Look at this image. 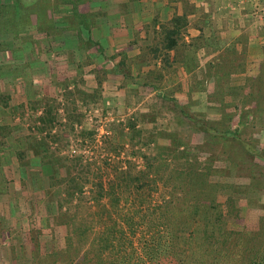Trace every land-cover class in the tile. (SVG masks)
Masks as SVG:
<instances>
[{"label": "rangeland", "instance_id": "1", "mask_svg": "<svg viewBox=\"0 0 264 264\" xmlns=\"http://www.w3.org/2000/svg\"><path fill=\"white\" fill-rule=\"evenodd\" d=\"M101 1L0 0V125H8L0 133L20 139L22 146L32 141L31 136L36 142L44 138L48 150L80 157V164L102 162L99 172L105 183H116L119 171L125 169L124 180L132 194L116 191L120 207L124 197H135V202L140 197L142 205H155L169 199L185 181L198 177L203 182L202 191L218 188L222 212L226 196L236 198L239 219H227V229H258L262 225L258 219L264 215V61L259 64L261 74H242L239 67L244 57L238 55L234 43L215 39L210 42L212 55L208 52L198 58L196 72H186L189 67L180 65L186 88L177 83L180 87L159 92L154 85L159 74L149 66L164 60L160 53L153 54L165 42L154 39L148 45L153 44L156 50L150 48L153 54L149 56L117 57L119 66L123 62L118 86L131 84L129 91L135 96L123 103L113 100L111 95H102L101 84L109 69L103 68L100 74L92 62L99 46L90 39V30L95 25L94 8ZM249 2L255 6L253 13L264 19V0ZM227 5L229 9H243L242 0ZM64 26L76 33L63 34ZM78 26L87 37L85 42L78 39ZM53 34L61 38L55 43L64 44L65 39L66 46L83 51L94 47L92 56L83 58L81 64H93L86 71L91 79L85 84L80 65L73 67L72 59L73 74L62 79L54 77V88L37 95L31 83L24 82L20 87L17 78L21 69L28 71L33 50L41 48L38 44ZM48 46L42 45V51L51 56L50 60H57ZM106 58L111 57H103L105 61ZM144 66L148 67L144 73L130 74L131 67L138 70ZM175 71L172 73L177 74ZM1 82L6 84L4 88ZM222 130L233 132L252 153L234 140L214 135ZM12 145V141L5 140L0 150V264H29L31 241L39 244L41 253L63 247L67 230L80 226L87 210L63 203L62 210L67 215L58 216L56 204L63 197L66 177L62 174L63 162H58L59 172L50 179L49 164L39 161L36 155L27 165L18 164L8 155ZM32 146L41 150L39 144ZM69 164L72 165L64 162V166ZM76 166L70 171L76 172ZM230 166L233 167L229 169ZM119 184L123 188L124 182Z\"/></svg>", "mask_w": 264, "mask_h": 264}, {"label": "trees", "instance_id": "2", "mask_svg": "<svg viewBox=\"0 0 264 264\" xmlns=\"http://www.w3.org/2000/svg\"><path fill=\"white\" fill-rule=\"evenodd\" d=\"M7 127L0 125V129ZM214 135L234 140L252 153L233 132L222 130ZM29 139L32 141L22 146L20 139L11 138L7 132L0 133V150L5 140L12 141L8 155L20 165H27L36 155L39 161L50 165V179L59 172L58 162H63L65 187L56 204L57 215L67 213L63 203L74 208L84 206L87 210L80 226L67 230L63 247L41 253L38 243L29 242L32 247L29 264H264V215L258 219L262 223L258 225L260 230L227 229V219H239L232 194L226 196L222 212L218 188L213 192L202 191L201 179L192 177L197 180L183 183L190 187L179 185L169 199L160 203L144 206L140 197L138 202L135 197L130 200L124 197L120 207L119 198L114 196L116 191L132 194L128 181L124 180L125 169L119 171L116 183L114 180L105 183L99 172L102 162L80 164V157L70 158L48 150L44 138L38 142L32 136ZM32 144H39L41 150ZM66 161L72 165L64 166ZM75 166L78 170L71 172L70 168ZM120 181L124 182L123 188Z\"/></svg>", "mask_w": 264, "mask_h": 264}, {"label": "crops", "instance_id": "3", "mask_svg": "<svg viewBox=\"0 0 264 264\" xmlns=\"http://www.w3.org/2000/svg\"><path fill=\"white\" fill-rule=\"evenodd\" d=\"M242 1L243 9L240 10L228 8L227 4H232L235 0H136L131 2L102 0L94 8L95 25L94 29L90 30V33H93L90 39L99 46V52L94 51V61H92L95 71L98 69L102 74L103 68L109 69L101 84L102 95H111L113 100L122 103L124 99L127 102L132 95L135 96L129 91L131 84L122 87L124 90L118 86L122 80L123 73L121 74L120 69H122L123 62L119 66L120 59L118 60L117 57L149 56L153 54L149 53L150 48L156 50V46L153 44L148 45L154 39L165 42L162 49H157L158 51L153 54L155 56L160 53V57H163L164 60L155 66H149L159 74L158 82L154 83L155 88L160 90L159 92L173 86H181L183 89L185 85L186 88V83L183 85L184 76L181 75L183 66L180 65L185 63L189 67V69H185L186 72L188 70L191 73L196 72L199 67L198 58L210 52L209 49L212 48L210 42L215 39L234 43V47L238 49L236 50L238 55L244 57V64L239 67L242 74H261L262 66L259 64L264 61V19L257 16L256 12L253 13L255 6L248 3V0ZM258 4L260 5V3ZM70 29L72 28L64 26L63 34L76 33ZM80 31L79 28L78 39L85 42L87 37ZM59 36L60 34L50 35L46 42L41 41V44H38L41 45V48L42 45H49L48 50L57 55V60H50L51 56L45 55L39 47L36 48V51L33 50L34 53L30 56L31 62L27 65L28 71L21 69L19 72L17 79L20 82L18 83L20 87L24 82H27L36 89L37 95L42 92L48 93L51 88H54L51 79L54 77L62 79L68 73L73 74L70 63L72 59L73 67L80 65L85 84L91 79L86 71L90 70L93 64L86 66L84 63L83 68L81 64H83V58L90 57L94 47L91 46L87 51H83L80 47L66 46L65 39L64 44L55 43L61 39ZM36 37L39 40V34ZM144 41L146 44L141 45L140 42ZM58 45L61 47L57 48ZM182 46L186 48L182 49ZM103 57L111 58H106L107 61H105ZM176 63H178L177 66ZM200 65L202 66V62ZM126 66L128 67V64ZM147 68L144 66L137 70L131 67L130 74L133 72L144 73ZM174 71L177 74L172 73ZM168 73L172 74L168 76ZM169 77L170 80H168ZM135 78L137 82L141 81L139 75ZM2 81L4 82V80ZM177 83H180V86ZM1 85V88L6 86L2 82Z\"/></svg>", "mask_w": 264, "mask_h": 264}]
</instances>
